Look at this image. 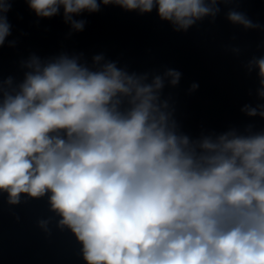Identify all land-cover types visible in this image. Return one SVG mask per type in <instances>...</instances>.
Listing matches in <instances>:
<instances>
[{
	"label": "clouds",
	"instance_id": "clouds-1",
	"mask_svg": "<svg viewBox=\"0 0 264 264\" xmlns=\"http://www.w3.org/2000/svg\"><path fill=\"white\" fill-rule=\"evenodd\" d=\"M14 2L0 0V47L11 35L7 13ZM25 2L39 18L63 9L75 31L86 23L75 16L111 4L140 14L155 9L175 32L205 19L214 24L220 5L239 4ZM225 19L264 30L235 7ZM244 67L256 72V97L264 101V55ZM21 68V81L0 79V194L9 206L47 197L56 227L75 237L84 264H264V129L248 124L197 138L182 132L170 98H163L166 81L179 84L175 69L129 72L103 54L89 65L83 53L65 52L47 59L32 54ZM241 111L264 119V102ZM51 219L38 221L45 233Z\"/></svg>",
	"mask_w": 264,
	"mask_h": 264
}]
</instances>
